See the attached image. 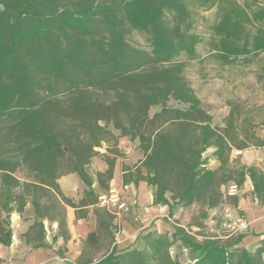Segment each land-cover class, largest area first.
<instances>
[{"label": "trees", "instance_id": "16d2710c", "mask_svg": "<svg viewBox=\"0 0 264 264\" xmlns=\"http://www.w3.org/2000/svg\"><path fill=\"white\" fill-rule=\"evenodd\" d=\"M194 9L214 11L206 36L194 31ZM133 35L149 51L133 47ZM200 46L223 66L253 65L264 54V0L253 7L247 0H0V244L11 243L10 214L30 202L35 222L26 238L42 246L40 220H54L49 188L57 191L64 166L92 185L86 167L94 148L113 139L99 124L104 121L139 141L143 159L121 166L122 184L152 188L153 204L167 207L169 218L195 204L202 219L220 204L237 207L238 197L223 189L241 187L247 178L264 207V173L229 158L247 145L236 144L229 127L212 126L182 77L177 59L196 60ZM250 137L252 146L263 145ZM211 159L219 163L216 170L208 167ZM105 163L107 171L97 174L101 185L113 173L114 161ZM22 167L31 180L16 178ZM95 215L108 230L106 211ZM263 235L245 247V234L198 241L179 225L165 232L150 227L126 247L114 245L99 260L77 264H181L179 251L194 264H264Z\"/></svg>", "mask_w": 264, "mask_h": 264}, {"label": "rangeland", "instance_id": "374dc122", "mask_svg": "<svg viewBox=\"0 0 264 264\" xmlns=\"http://www.w3.org/2000/svg\"><path fill=\"white\" fill-rule=\"evenodd\" d=\"M247 2L253 7L254 0H247ZM193 17L195 19L194 31L199 35L206 36L214 21V11L194 9ZM130 44L137 49L149 51L146 42L138 36H131ZM197 55L196 60H189L186 57L177 59V62L184 65L182 73L184 81L199 101L201 109L212 118V126L219 129L229 127L235 135L236 144H246L245 150L252 148L255 141L251 139L250 135L254 134L260 139L264 130V54H261L253 65L246 67L223 66L215 62L213 58L207 57L206 50L202 46L198 47ZM168 105L184 110L187 108L174 101H170ZM158 110L159 105L151 107L148 112L149 116L152 117ZM99 124L112 133L113 139H108L106 143H101L100 147L94 148L96 155L91 160L105 162V158H107L114 161V166L127 164L131 168L138 165L143 159L138 150L139 141L123 137L112 121H104ZM238 152L239 150L234 148L229 155L230 160L233 161L232 165L237 167L241 165ZM66 171L67 168L62 167L61 172L67 174ZM15 176L19 179L29 178L28 171L24 167L18 169ZM101 181L106 182V178L103 177ZM147 188L152 194V188ZM237 188L239 189V187ZM233 189L234 186L229 184L223 189V193L232 195ZM117 196L121 201L122 195L117 193ZM167 197L169 198L170 195L168 194ZM79 202L80 200L77 201V203ZM134 208V221L130 226L131 229L152 227V229L165 232L171 225H179L186 228L198 241L207 237L225 240L230 235H248V229L241 230L239 228L243 218L235 215L227 203L208 210L206 219L201 218V211L197 204L176 208L170 218L167 207L154 205L153 199L151 204L148 203L143 208L141 206H134ZM100 210L106 211L102 208ZM126 213V210L118 214L106 211L104 219L110 222L111 233L106 231L100 221L98 222L97 236L90 240L91 244L94 242L99 245L98 259L109 251L113 242H120L125 236L123 228H127L124 215ZM123 245L125 243L120 242L119 248H122ZM172 255H175V251L172 252ZM177 258L181 264H194L185 251H179ZM63 263L68 264V261L63 260Z\"/></svg>", "mask_w": 264, "mask_h": 264}, {"label": "crops", "instance_id": "0c3cea01", "mask_svg": "<svg viewBox=\"0 0 264 264\" xmlns=\"http://www.w3.org/2000/svg\"><path fill=\"white\" fill-rule=\"evenodd\" d=\"M260 139L263 141L262 146L239 150L238 154L241 165L257 167L264 173V130ZM211 153L212 150H209L206 155L210 156ZM121 166L115 165L111 180H106L102 185L98 182L97 174H104L108 168L106 163L100 160H91L86 167V173L92 181L90 187L86 186L75 173L63 174L56 179L57 191L49 188L50 198L48 200L50 215L54 220H40L45 232L41 241L42 246L38 242L28 241L26 238V234L35 222L34 210L30 202L25 205L21 213H11L9 217L12 231L11 243L9 246L0 244V264H64L63 260H67L68 264L83 263L84 261L95 262L106 255L114 245L119 248L120 242L125 243L122 247H126L142 230V228L131 229L130 227L134 221V206L143 208L146 204H151L153 198L147 185L143 182H139L136 187L132 184L123 185ZM208 167L216 170L219 164L212 159ZM17 179L20 182L31 180V178ZM110 190H115L122 195L120 202L125 204L126 212H130L124 214L127 225L126 229L123 228L125 236L120 242H113L109 251L98 259L99 245L94 242L90 243L91 238L97 236L99 220L95 212L101 208L108 212L111 211L100 206L97 199L107 196ZM90 192L93 193V199L97 200L95 204H92V197H89L88 193ZM252 192V183L247 178L239 189L234 186L232 195L238 197L237 207L227 204L235 215L243 218L242 222L247 225L249 237L244 241L245 247L251 246L253 242L257 241V236L264 234V207L254 198ZM63 200H69L74 207L66 205ZM79 200L80 202L77 203ZM82 200L86 201V205L81 204ZM106 231L111 233V226ZM262 239H264V235Z\"/></svg>", "mask_w": 264, "mask_h": 264}, {"label": "built area", "instance_id": "2783aa9c", "mask_svg": "<svg viewBox=\"0 0 264 264\" xmlns=\"http://www.w3.org/2000/svg\"><path fill=\"white\" fill-rule=\"evenodd\" d=\"M100 206L110 210L111 212H116L117 214L121 211L126 210V206L124 203L120 202V199L117 196V192L115 190H110L107 196H102L98 199ZM239 228L241 230H246L247 225L241 222Z\"/></svg>", "mask_w": 264, "mask_h": 264}]
</instances>
